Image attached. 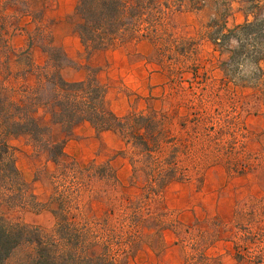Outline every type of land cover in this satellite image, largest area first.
I'll list each match as a JSON object with an SVG mask.
<instances>
[{"label": "rangeland", "instance_id": "374dc122", "mask_svg": "<svg viewBox=\"0 0 264 264\" xmlns=\"http://www.w3.org/2000/svg\"><path fill=\"white\" fill-rule=\"evenodd\" d=\"M160 1L171 8L164 22L176 40L164 38L157 45L147 38L127 41L95 49L99 53L93 58L90 53L94 50H85L79 60L69 58L61 68L81 71L83 79L95 75L107 87L126 91L130 107H143L147 102L150 106L146 108L163 111L169 138L165 150L189 148L196 154L195 162L188 164V178L170 182L160 195L143 202L138 212H133L142 198V181L133 177L130 160L121 151L123 141L119 148L108 150H102L100 144V148L92 150L95 157L87 163L83 161L90 156L89 150H64L55 162L47 150L28 136H12L8 141L16 165L42 202L60 183L54 182L58 171L73 159L68 152H76L82 162L75 160L79 167L98 165L82 171L80 209L74 204L71 214L79 213L92 220L108 218L115 226L132 215L139 226L137 242L133 252L119 264H176L178 255L183 258L190 251V239L195 248H206L221 264H250L246 259H236L234 252L238 241L247 250L256 248L254 242L264 248V73L257 78L254 65L247 61L226 65L230 49L237 42L222 34L245 21L264 17V0ZM180 4L181 8L175 10ZM54 5L55 0H0V18L5 16L12 35L23 32L28 41L31 35L34 45L47 57L38 44L43 42L38 26L43 18L44 28H51L55 22ZM236 11L249 18L235 23ZM73 20L70 16L67 24ZM211 38L220 40L214 42ZM18 61L16 68L23 69L24 53ZM259 65L264 69V59ZM72 74L65 71V77ZM148 88H152V95L141 99L140 93ZM196 114L200 116L197 122ZM38 117L48 123L43 111ZM53 136L59 139L65 133L54 125ZM106 163L116 173V181L102 177L100 166ZM0 215L43 229H51L55 222L50 210L10 206L1 195ZM160 221L168 228L159 231L163 229ZM242 236L249 239L242 241ZM162 244L167 251L160 250ZM28 251L26 246L17 247L6 264H17Z\"/></svg>", "mask_w": 264, "mask_h": 264}, {"label": "trees", "instance_id": "16d2710c", "mask_svg": "<svg viewBox=\"0 0 264 264\" xmlns=\"http://www.w3.org/2000/svg\"><path fill=\"white\" fill-rule=\"evenodd\" d=\"M181 5L175 10L181 8ZM170 9L167 2L160 0H77L71 16L74 18V30L86 51L90 52L142 38L150 39L156 45L164 38L166 41L176 40L175 34L167 31L164 22L168 20ZM5 21L2 15L0 195L10 206L48 209L54 215L55 222L51 229H43L24 222L10 221L0 215V264H6L19 246H26L29 251L17 264H119L123 257L133 252L137 242L139 226L131 219L132 215L125 216L115 226L108 218L92 220L79 213L71 214L74 204L77 210L80 209L78 200L80 186L83 184L82 171L98 165L79 167L75 159H71L67 166L60 167L63 169L58 171L54 180L60 183L56 184L48 199L42 202L30 190L29 183L17 167L13 147L8 139L26 135L47 150L53 161L58 162L64 154L65 142L77 123L87 121L97 132H116L123 141L121 151L130 160L133 177H139L142 181V198L133 212H138L143 202L160 195L170 182L187 179L188 164L195 162L196 154L189 148L165 150L169 138L165 134L163 111L151 107L117 115L107 104V86L99 82L95 75H88L79 81L64 79L60 69L69 62V58L54 43L50 28H44L43 18L38 26L43 42L38 44L47 53V59L42 65H35L31 58L30 49L36 42L31 35L26 49L17 51L12 47L10 37L13 31H10ZM221 28L219 32H222L224 26ZM222 37H234L237 42L236 47L230 49L231 54L225 64L250 62L254 65V74L260 78L264 73L259 65L264 59V17L245 21L223 33ZM211 39L214 42L220 40ZM21 53L25 54V66L17 69ZM40 111H43L48 123L40 121ZM199 117L195 118L196 122ZM54 125L59 126L65 136L54 139ZM126 148L130 150L125 151ZM100 168L103 169L102 177L117 180L109 163ZM160 223L163 229L159 231L168 228L162 221ZM175 223H170V226ZM244 238L249 239L248 236L240 239L243 241ZM192 241L189 240L190 251L186 252L183 264H221L216 257L208 254L206 248H195ZM255 243V249L247 250L241 242H236L234 257L246 259L250 264H264V248H259V244ZM163 247L162 244L160 250Z\"/></svg>", "mask_w": 264, "mask_h": 264}, {"label": "crops", "instance_id": "0c3cea01", "mask_svg": "<svg viewBox=\"0 0 264 264\" xmlns=\"http://www.w3.org/2000/svg\"><path fill=\"white\" fill-rule=\"evenodd\" d=\"M76 3L77 0H55L54 10H53L55 16V22L52 24L50 28L54 43L57 46L61 47L64 53L66 54V56L71 60H79L83 51L86 50L84 45L81 43L77 32L74 30L73 23L68 22L67 24V20L72 15ZM233 16L235 23H238L240 20H247L249 18V15L239 13V11H236L233 14ZM62 23H65L66 25L64 24L65 25L64 26ZM63 26L64 28H62ZM10 44L14 49L17 50L25 49L28 45V35L18 31L10 37ZM95 51L96 50L94 49V51L90 53V56L92 58L95 57L97 53H99ZM30 55L35 65H42L47 59V57L44 54V51H42V49H40L35 45L31 47ZM65 71L66 72L71 71L73 73L72 77L69 78L65 77ZM60 72L63 78L68 81H79L84 78V73L81 71L61 68ZM152 93H153L152 88H148V90H142V93H140L141 99L145 100V98L151 96ZM115 97H117V99H114ZM128 98L129 95L127 94L126 91H123L122 89L113 90L111 87L109 86L107 87V91H106L107 104L109 108L117 115H123L130 110H140V111L145 110V108L148 105L146 102L143 107H139V108L130 107ZM118 104L121 105L118 106ZM108 139L112 140V143H110ZM121 142L122 140L116 132L112 130H104L101 132H97L89 122L82 121L73 126L71 135L65 142L64 150H89L90 156L86 158L85 161H83V163H87L88 161H90L95 157L92 150H97L98 147L100 148V144L102 145V150H108L109 148H113V149L119 148L121 146ZM68 153L71 155L70 157L80 162L79 157L75 154L76 152L70 151ZM174 246L182 247L178 243H174ZM163 249L164 251H167V247L165 245ZM184 260H185V254L183 258H181V256L178 255V257H176V264H183Z\"/></svg>", "mask_w": 264, "mask_h": 264}]
</instances>
